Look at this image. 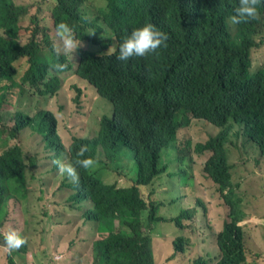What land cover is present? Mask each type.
Instances as JSON below:
<instances>
[{"label": "trees", "instance_id": "1", "mask_svg": "<svg viewBox=\"0 0 264 264\" xmlns=\"http://www.w3.org/2000/svg\"><path fill=\"white\" fill-rule=\"evenodd\" d=\"M51 1L53 27L40 16L38 0H0V247L7 252L5 263L58 264L55 256L65 251L62 243L47 252L26 222L9 210L27 196L37 180L39 156L47 153L56 171L53 178L66 192L54 220L79 211L88 224L90 239L79 252L80 264H156L152 251L160 247L171 248L168 263L182 264L189 253L181 231L185 223L166 218L141 187L153 185L162 172L187 180L185 170L169 172L167 160L185 162L178 135L203 118L218 125L228 122V131L239 126L245 142H254L259 158L264 157V54L259 64L255 54L264 49V3L257 4L259 18L238 24L232 37L229 18L238 0ZM61 22L82 41L73 54L57 55L53 49L59 45L56 27ZM143 24L159 26L168 35L167 47L119 63L108 49L118 52L121 39ZM103 31L114 38L102 36ZM61 62L67 68L54 70ZM18 63L26 65L19 77ZM16 90L17 110L7 112L4 105ZM97 94L112 103V115L98 116ZM73 104L90 109V134L64 133L61 114ZM228 143L225 135L194 143V150L206 157L204 171L218 185L227 219L217 238V260L200 256L191 264H259L264 256V248L250 246L257 239L253 226L264 221V205L260 210L252 205L264 184L254 176L253 164H240L247 170L231 165ZM81 146L88 149L84 157L77 156ZM65 157L70 162L93 159L87 169L77 166L78 183L59 173L54 161ZM257 169L264 171V163ZM199 204L204 215L214 216L204 202ZM190 207L193 213H182L195 218L196 205ZM10 219L19 220L25 239L11 253L3 242Z\"/></svg>", "mask_w": 264, "mask_h": 264}, {"label": "rangeland", "instance_id": "2", "mask_svg": "<svg viewBox=\"0 0 264 264\" xmlns=\"http://www.w3.org/2000/svg\"><path fill=\"white\" fill-rule=\"evenodd\" d=\"M92 1L104 4V0ZM52 4L51 0H38L35 5L39 6L40 16L43 18L45 24L53 27L50 12ZM255 54L257 56V64H259L263 57L264 49L258 48ZM17 65L19 68L17 77H19L25 71L26 65L23 63H18ZM25 87L31 93L35 92L29 84H26ZM17 92L16 90L12 93L10 100L4 105L7 112L14 113L17 110ZM49 99V97H43V101L47 104ZM96 99L98 100V116L110 113L112 115V103L104 97L100 98L98 94L96 95ZM48 106L53 105L49 103ZM90 113L91 111L88 107L78 109L73 104L65 115L61 114L60 122L66 136L70 137L72 134H90L91 131L87 125ZM220 130L221 128L204 119L193 122L188 131H184L178 135L180 154L186 156L185 162L182 163L174 157H170L167 160L169 164L168 171L176 172L185 170L187 180L182 181L180 176L171 177L167 172L157 179L153 185L141 187L142 193L147 199L164 202V206L160 212L169 217L179 213L176 208V204H179V202L171 204V199L174 197H180L181 203L185 208H188L186 205L187 202H192V204L196 205L197 211L194 220H185V228L181 230L185 237L189 239V243L186 245V248H189V253L184 258L182 264H191L195 258L200 256H207L212 261H216L220 255L216 245V239L222 230V222L226 218V206L223 204L218 186L204 171V160L206 157L201 156L194 150L195 142H205L210 136L219 133ZM189 138L193 140L192 143L188 141ZM34 140H37L36 133L34 134ZM251 143L259 150L254 142ZM253 145L246 143L245 136L241 133L239 134V126L234 127L232 125L229 130L228 144L231 163L235 165L234 168H236L240 160L247 161L249 167L253 164L257 170L254 176L264 184V171L257 169L258 165L264 162L259 158L256 148ZM235 172L239 175L236 170ZM55 173L56 171L53 170V160L47 153L40 154L37 180H32L28 194L22 202L11 203L9 207L10 214L12 217L26 222L36 239L42 241L47 252L54 251L63 243L65 244V251L58 253L63 255L62 262L64 264H80L79 252L85 251L89 244L90 232L88 230V224H84L83 217L79 211H70V216L56 218L54 220L56 216L58 217V212L61 210L60 203L62 197L66 194L65 191L59 188L61 181H56L53 178ZM248 174L249 180L252 171ZM261 194L262 196L252 203L254 210H260L264 205V186ZM158 201L155 202L156 207H158ZM200 201L205 203L207 211H213L214 216L210 217L207 214H202V207L199 204ZM198 217L200 219L196 221ZM52 220H54L53 223ZM95 223L96 221L91 226L93 227ZM8 225L9 230H15L21 234L18 228L19 220L10 219ZM260 228L264 229V221L261 224L253 226L252 230L253 238H257L260 243H256L257 239L250 241V246L257 251H263L262 248H264V232L262 233ZM72 241L73 243H71ZM154 253L156 264H175L166 261V258L171 256V248H156L154 249ZM6 256L7 252L0 247V264H6ZM58 264H62L61 261H58ZM259 264H264V256L260 258Z\"/></svg>", "mask_w": 264, "mask_h": 264}, {"label": "clouds", "instance_id": "3", "mask_svg": "<svg viewBox=\"0 0 264 264\" xmlns=\"http://www.w3.org/2000/svg\"><path fill=\"white\" fill-rule=\"evenodd\" d=\"M258 3H264V0H238V4L234 8V14L231 15L229 18L230 23L234 24V26L231 28V31L229 33L232 37H234V29L235 27L238 26V24L242 22H247L250 19L259 18V12L257 8ZM159 28H160L159 26L152 25V24H143L139 27H134L131 29V31L126 36H124L121 39V42L118 45V52L116 51V49L110 47L108 49V53L111 54L112 52H116L115 58L121 61L119 63L128 62L131 58H134V57H144L148 54H154L156 53L157 49H159L160 47L162 46L167 47L168 35L165 32L158 30ZM91 32L92 31H89V33ZM56 35L59 41V45L54 44L53 49L57 53V55H60L61 53L67 54L69 52L73 54L74 50L78 46H80L82 43L80 37L78 38L75 35L73 28L63 22L57 25ZM101 35L113 37L110 31L108 32L103 31ZM53 68L54 70L58 72L64 71L67 68V64L63 62L56 63L53 65ZM203 119L206 120L205 118ZM213 125L221 128L219 133L213 135V138L218 137L220 135H225V139H229V131L227 129L228 122L225 125H218L216 123H214ZM87 151H88L87 146H81L77 153V156L84 157V154ZM228 151H229V146H228ZM229 158H230V154H229ZM261 161L264 162V157L261 158ZM54 163L57 164L58 171L61 175H66L67 178H69L71 181L78 183L79 175L77 172V166L80 168L87 169L93 164V159L90 157L81 158V159L75 160L74 162H70L65 157L62 161L56 160L54 161ZM230 163H231V159H230ZM240 164H245L248 166L247 161L240 160L238 161V165L236 166V168L238 169L247 170L246 168L240 166ZM231 165L235 166L232 163ZM163 174L164 173L162 172V175ZM158 202H159L158 206L161 211V208L164 206V202L163 204H161V201H158ZM178 202L179 204H176ZM188 203L190 204L189 206L187 205ZM171 204H176V208L178 209L179 213L172 217L165 215L166 218L173 220V222H176L177 219H180V221L184 223H185V220L190 221L191 219H194L192 214H191V217H186L182 213V209L193 213V210H191V207H190V206H193L192 202H187L186 205L188 206V208H185L183 207L181 203V198L174 197L171 199ZM202 214L204 215L205 212H202ZM226 219L227 218H225L224 221ZM224 221L222 222V227H223ZM260 230L262 233L264 232V229L260 228ZM3 242L8 252L11 253L13 250L19 249L22 245H24L25 239L17 231L9 230L6 234H4ZM188 242H189V239H188ZM216 245H217V248L219 249V244H218L217 239H216ZM152 253L155 256L154 251H152ZM55 258L58 261H61L62 264H64L62 262L63 261L62 254H57Z\"/></svg>", "mask_w": 264, "mask_h": 264}]
</instances>
